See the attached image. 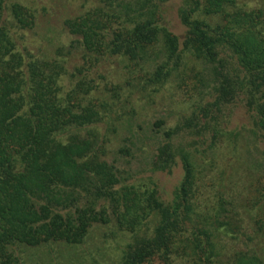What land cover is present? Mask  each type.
I'll return each instance as SVG.
<instances>
[{
    "label": "trees",
    "instance_id": "trees-1",
    "mask_svg": "<svg viewBox=\"0 0 264 264\" xmlns=\"http://www.w3.org/2000/svg\"><path fill=\"white\" fill-rule=\"evenodd\" d=\"M175 2L183 37L170 28ZM34 25L26 6L0 0V264H56L49 246L82 245L112 221L131 235L113 264H264V0H93L64 22L68 54L38 49ZM151 87L196 100L152 156L153 174L182 164L168 201L109 161L119 126L138 147L132 120ZM238 102L249 154L221 121L195 141L200 115Z\"/></svg>",
    "mask_w": 264,
    "mask_h": 264
},
{
    "label": "rangeland",
    "instance_id": "rangeland-1",
    "mask_svg": "<svg viewBox=\"0 0 264 264\" xmlns=\"http://www.w3.org/2000/svg\"><path fill=\"white\" fill-rule=\"evenodd\" d=\"M14 1L26 6L34 13L36 25H34L30 31L25 32V34H30V37L33 35L39 40L37 44L38 49L41 47L49 50L50 53H53L63 46L66 47L64 49L65 54H68L69 51H71L69 44L75 40V37L69 35L68 31L65 30L64 22L67 19L75 18L76 16L86 12L93 5V0ZM256 2L257 1H253L254 4ZM177 8L178 3H173L171 11L174 12L173 15L171 14L170 28L174 30L177 35L183 37L185 29L177 21ZM35 52L39 51L35 50ZM73 53L76 54H74L71 62L73 66H78L81 64L80 54L77 51ZM225 58L228 59L226 66L229 65L226 70H230L231 60L228 55H225ZM173 85L174 84L172 83L168 84L170 87ZM151 88L153 89H150V91L146 94L148 96L147 100L149 101L146 103V98H141L142 101L138 102V104L139 106L144 107H137L134 120H132L134 134L138 139L136 141L138 147L132 148L129 143H124L127 136L124 134L128 128L126 127L125 129L124 127L119 126V135L118 137L115 136V139L110 144L111 149L114 151L109 156V161L115 162L116 160L115 164L122 173V178L127 179V184L135 183L137 186H145L150 185L148 180L149 178L153 179L158 184L163 199L168 201L175 188L182 180V164L179 163L178 166L173 169L171 174H153L150 170L152 156L154 154V150H156L158 146V143L163 140L164 133L173 129L182 120H184L186 115H182L188 107H191V105L196 102V100L194 98L195 95L191 96L193 92L187 88H183L181 90L178 89L175 93L174 99L173 97H170L171 99H167L168 96H170V92L168 94V91L166 90L169 89H160L157 93V88ZM207 101L214 102V100L210 99ZM161 121L164 122V125L162 128H159L156 126V123ZM214 121H221L222 127H226L230 124V129H235V133L238 134L236 143L239 150L245 154H249V151L254 149L253 140L248 139L246 134L248 131L243 129V127L247 128L250 126L251 117L249 111L246 110L242 103L238 102L235 105L223 107L222 112L218 107H216L213 108L209 115H200L195 121V132H197V134H201H199V138L196 137L195 141H210L212 139L214 133H211V130H209L208 123H213L215 125ZM225 123L227 125H225ZM102 131L105 132L104 129ZM258 139L261 142L260 146L264 148V139L260 136H258ZM122 148H126L130 155L120 153L119 150ZM229 159L230 155H227L224 157L223 161L229 162ZM231 164H234L233 158L228 165V173L230 175H232L230 168ZM116 227L117 225L115 221H112L107 225H94L90 229V232L82 245L69 248L62 244H52L48 248L51 247L54 251V256L59 257L56 260V264H113L119 260L123 248L130 242L131 238L129 233L118 232ZM241 241L245 242L243 245L251 246L252 244L250 242H246V239L242 237L240 239V243ZM236 246L238 247L237 243ZM59 252L62 253L63 257H60ZM36 258L37 255L35 254V259Z\"/></svg>",
    "mask_w": 264,
    "mask_h": 264
}]
</instances>
